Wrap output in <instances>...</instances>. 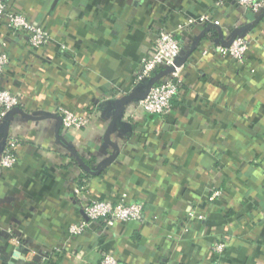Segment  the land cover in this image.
I'll return each instance as SVG.
<instances>
[{"label":"crops","instance_id":"obj_1","mask_svg":"<svg viewBox=\"0 0 264 264\" xmlns=\"http://www.w3.org/2000/svg\"><path fill=\"white\" fill-rule=\"evenodd\" d=\"M9 2L50 39L31 48L0 25L11 55L1 87L21 98L0 122V151L19 144L17 165L0 171V264H99L104 252L122 264H264V15L237 0ZM204 14L221 24L182 30L171 113H144L149 81L136 75L155 32ZM234 35L250 42L244 63L211 49ZM60 108L100 116L65 129ZM79 184L90 199L142 202L144 219L89 222Z\"/></svg>","mask_w":264,"mask_h":264},{"label":"built area","instance_id":"obj_2","mask_svg":"<svg viewBox=\"0 0 264 264\" xmlns=\"http://www.w3.org/2000/svg\"><path fill=\"white\" fill-rule=\"evenodd\" d=\"M238 4L254 14L264 13V0H237ZM9 0H0V25L4 24L13 33H20L26 38L31 48H39L48 43L50 36L44 27L31 22L24 12L15 11L10 7ZM220 4V3H219ZM213 24L219 26L220 20L212 14H204L197 18H189L184 25H180L177 31H169L159 28L151 43L150 51L143 60L136 79L139 83L150 81L159 71L169 70L159 79L149 91L138 99V107L146 114L164 117L169 115L173 108V101L176 95L183 88L184 64L181 63L183 52V29L196 24ZM0 50V122L6 121L7 115L15 107L21 104L19 94L1 87L5 70L10 64L11 55L3 43ZM250 42L245 37L238 36L229 45L224 46L217 43L211 49L226 58L239 63L246 61ZM59 115L62 117V126L65 129L86 128L95 123L100 116L99 113L86 112L84 114L67 108H60ZM19 144L16 139H9L0 151V170L14 168L18 163L17 148ZM85 185L79 184L75 188V194L79 196L82 209L89 222L104 221L108 227H114L118 223L128 221H142L144 219L145 206L139 201H128L127 195L123 194L116 199H90L85 195ZM221 192L216 191L212 199L220 196ZM201 218H203L201 216ZM88 226L86 222H79L70 226L69 231L73 235L82 234ZM228 244L222 240L213 243V251L223 256L226 253ZM99 264H122L120 259L113 253L104 252Z\"/></svg>","mask_w":264,"mask_h":264},{"label":"water","instance_id":"obj_3","mask_svg":"<svg viewBox=\"0 0 264 264\" xmlns=\"http://www.w3.org/2000/svg\"><path fill=\"white\" fill-rule=\"evenodd\" d=\"M261 15H264V13H262ZM260 15V16H261ZM210 26H214L213 24H210ZM216 27H217V25H216ZM237 36L236 35H234L233 36V38L229 41V42H223L222 43V45H224V46H229L234 40H235V38H236ZM181 63H183V62H181ZM169 70H172V68L171 69H164V70H162V71H159V72H157L153 77H152V79L149 81V85H148V87H147V89H146V91H145V93L141 96V97H143L148 91H149V89L163 76V75H165ZM140 97V98H141ZM139 98V99H140ZM18 110H20V107H15L12 111H10V113L7 115V118H6V122L7 123H10V121H11V118H12V116H13V114L16 112V111H18ZM58 118H59V120H60V122H61V124H62V117L60 116V115H58ZM7 136H8V134H6V136H5V138L3 139V143H2V145L4 144V142L6 141V139H7ZM1 171V170H0ZM84 215H85V217L88 219V217L86 216V214L84 213ZM37 259H39V256L38 257H36Z\"/></svg>","mask_w":264,"mask_h":264}]
</instances>
